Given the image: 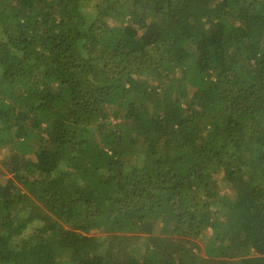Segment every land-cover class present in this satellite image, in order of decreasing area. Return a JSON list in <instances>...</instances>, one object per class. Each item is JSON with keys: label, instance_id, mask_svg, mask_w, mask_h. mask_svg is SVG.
<instances>
[{"label": "trees", "instance_id": "trees-1", "mask_svg": "<svg viewBox=\"0 0 264 264\" xmlns=\"http://www.w3.org/2000/svg\"><path fill=\"white\" fill-rule=\"evenodd\" d=\"M0 264H264V0H0Z\"/></svg>", "mask_w": 264, "mask_h": 264}, {"label": "rangeland", "instance_id": "rangeland-1", "mask_svg": "<svg viewBox=\"0 0 264 264\" xmlns=\"http://www.w3.org/2000/svg\"><path fill=\"white\" fill-rule=\"evenodd\" d=\"M8 154V150H2L0 151V161Z\"/></svg>", "mask_w": 264, "mask_h": 264}]
</instances>
